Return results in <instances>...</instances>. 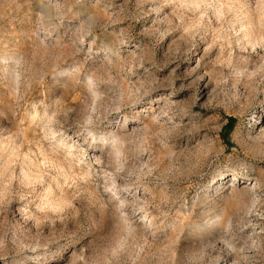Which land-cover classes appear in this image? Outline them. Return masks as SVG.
<instances>
[{"label":"rangeland","instance_id":"rangeland-1","mask_svg":"<svg viewBox=\"0 0 264 264\" xmlns=\"http://www.w3.org/2000/svg\"><path fill=\"white\" fill-rule=\"evenodd\" d=\"M0 264H264V0H0Z\"/></svg>","mask_w":264,"mask_h":264},{"label":"trees","instance_id":"trees-1","mask_svg":"<svg viewBox=\"0 0 264 264\" xmlns=\"http://www.w3.org/2000/svg\"><path fill=\"white\" fill-rule=\"evenodd\" d=\"M234 122H235V120L230 119L228 126H226V134H228L233 129Z\"/></svg>","mask_w":264,"mask_h":264},{"label":"bare ground","instance_id":"bare-ground-1","mask_svg":"<svg viewBox=\"0 0 264 264\" xmlns=\"http://www.w3.org/2000/svg\"><path fill=\"white\" fill-rule=\"evenodd\" d=\"M107 50H108V48H107ZM167 118H168V117H167ZM238 174H239V175H240V174H241V175H242V174L245 175V173L240 172V171H238V172L236 173V175H238ZM238 182L240 183L241 181L239 180ZM256 184H257V183H256ZM257 185H258V184H257ZM252 189H253V188H252ZM148 190H149V189H148ZM152 216H153V215H152ZM154 217H155V216L151 217V219L154 220Z\"/></svg>","mask_w":264,"mask_h":264}]
</instances>
